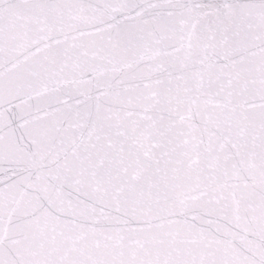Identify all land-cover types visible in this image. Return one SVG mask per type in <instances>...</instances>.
I'll use <instances>...</instances> for the list:
<instances>
[{
    "label": "snow or ice",
    "instance_id": "6c2138e0",
    "mask_svg": "<svg viewBox=\"0 0 264 264\" xmlns=\"http://www.w3.org/2000/svg\"><path fill=\"white\" fill-rule=\"evenodd\" d=\"M0 264H264V0H0Z\"/></svg>",
    "mask_w": 264,
    "mask_h": 264
}]
</instances>
